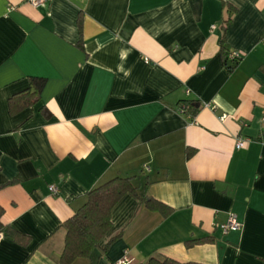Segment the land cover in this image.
Returning a JSON list of instances; mask_svg holds the SVG:
<instances>
[{
	"label": "crops",
	"instance_id": "0c3cea01",
	"mask_svg": "<svg viewBox=\"0 0 264 264\" xmlns=\"http://www.w3.org/2000/svg\"><path fill=\"white\" fill-rule=\"evenodd\" d=\"M30 76L40 98L11 114ZM116 176L171 214L127 193L71 264H264V0H0L1 221L27 238L1 237L0 264H59L61 222Z\"/></svg>",
	"mask_w": 264,
	"mask_h": 264
},
{
	"label": "trees",
	"instance_id": "16d2710c",
	"mask_svg": "<svg viewBox=\"0 0 264 264\" xmlns=\"http://www.w3.org/2000/svg\"><path fill=\"white\" fill-rule=\"evenodd\" d=\"M222 55L228 71H232L236 62L230 60L228 64V53ZM234 62V63H232ZM28 88L13 94L8 102L11 114L25 109L40 98L41 90L45 79L37 76L28 78ZM180 106L185 109L188 106L183 102ZM185 111V110H184ZM190 152H187V156ZM127 193L137 197L139 203L143 204L148 210L156 211L161 216L167 217L172 212V208L166 204L148 196L139 194L137 187L133 183L132 177H113L93 188L85 194L84 203L75 210L73 215L61 222L60 226L65 230L64 244L59 264H71L77 258H90L97 248H101L100 242L112 227L111 210L117 202ZM3 208L0 206V234L3 237L11 238L18 242L26 241L23 235L19 234L12 226L6 225L1 221ZM211 237L189 239L185 242L186 247L211 242ZM104 251L105 248H102ZM144 264H205L195 261L181 262L167 256L153 255Z\"/></svg>",
	"mask_w": 264,
	"mask_h": 264
},
{
	"label": "built area",
	"instance_id": "2783aa9c",
	"mask_svg": "<svg viewBox=\"0 0 264 264\" xmlns=\"http://www.w3.org/2000/svg\"><path fill=\"white\" fill-rule=\"evenodd\" d=\"M28 2L31 5L36 7V6L41 5L43 2H45V0H28ZM228 58L230 60H232V61H237V60H239V54L237 52H235V51H231L228 54ZM178 110H179V112L182 113V112H184L185 107L184 106H180L178 108ZM224 117L225 116L222 115L221 118H224ZM247 141H249V139H245V138H242V137H237L236 140H235V147L236 148H241V147L244 146V144ZM48 189L53 195H58V193H59V190H58L57 186H55V185H49ZM215 227L217 229H219L222 234H226V233H228L230 231L239 230L241 228V223L238 220L236 214L229 213L227 219L224 222L215 224ZM1 237H3L2 234H0V238ZM126 254H127V251H125V255H124L123 258L117 260L116 262H114L112 264H131V260L127 258Z\"/></svg>",
	"mask_w": 264,
	"mask_h": 264
}]
</instances>
